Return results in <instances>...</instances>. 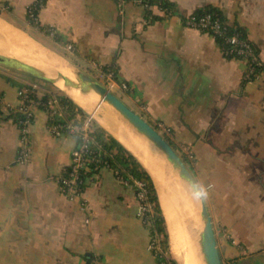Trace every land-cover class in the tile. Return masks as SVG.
Listing matches in <instances>:
<instances>
[{"label": "crops", "instance_id": "crops-1", "mask_svg": "<svg viewBox=\"0 0 264 264\" xmlns=\"http://www.w3.org/2000/svg\"><path fill=\"white\" fill-rule=\"evenodd\" d=\"M169 1L174 5L170 13L147 11L129 0H46L38 20L68 41L63 46L73 60L61 55L65 60L89 69L96 79L106 73L116 83L111 90L124 92L122 99L132 109L153 126L171 131L175 149L188 148L181 157L206 193L224 264H264V68L250 79L244 59L228 58L212 34L185 23L198 8H219L229 23L246 30L264 64V0ZM32 2L0 0L1 22L30 36L23 27L31 26L26 12ZM0 54L20 56L6 49ZM53 88L0 64V264H85L87 256L95 264H157L149 248L152 225L138 214L131 182L101 166L86 177L80 195L71 198L63 192L58 180L77 142L73 135L53 133L47 110L36 100L27 132L30 156L20 161V92L56 94ZM57 88L135 156L67 88L80 90L81 97L119 122L116 109L81 87ZM180 181L193 197L196 221L190 231L200 249V199ZM153 182L166 222L169 257L187 264L185 251L174 246Z\"/></svg>", "mask_w": 264, "mask_h": 264}, {"label": "trees", "instance_id": "trees-1", "mask_svg": "<svg viewBox=\"0 0 264 264\" xmlns=\"http://www.w3.org/2000/svg\"><path fill=\"white\" fill-rule=\"evenodd\" d=\"M46 4V0H35L30 5V10L26 12L27 22L34 28L43 32L46 36L50 37L52 41L57 44L66 45V41L60 34L56 33L53 28L45 27L40 24L38 20V15L42 7ZM159 8L167 13H170L174 9V5L169 0H161L159 3ZM209 13L212 19H219L222 25V31L220 34H215L212 31L209 32L212 34L219 47L226 54L228 58H238L244 59L242 55L237 53L239 47L238 44L231 43L229 39L233 36H236L238 40L249 42L248 35L246 30L241 27L239 24L229 23L226 15L222 10L213 6H203L198 8L193 12L192 16H195L196 19L204 16ZM189 17L185 18V21ZM252 44V43H251ZM254 53L258 56L256 48L252 45ZM248 65V77L251 79L254 76H257L258 72L264 68V64H259L260 60H252V58L244 59ZM105 69H109L105 67ZM117 80V79H116ZM32 98L39 101L40 106L44 107L49 115V125L52 128L55 125H60L61 132L69 134L66 125L72 123L78 126H82L84 122L89 118L88 114L79 107L72 99L66 96L64 93L59 90L56 94L46 93L42 96H39L35 91L30 89L29 91ZM57 100V107L61 111L60 114L51 115L53 109L48 107L47 104L50 100ZM90 141H89V153L86 158L87 169L83 170L82 177L86 178L93 174L96 170V166H108L110 169L114 170L118 176L122 179L132 182V179H136L144 184V189L146 191L147 201L152 208V214L148 213L151 221H153L154 229L157 233L160 247L162 248V253L155 255L157 261H166L170 264H177L173 259H171L168 253L169 244H168V235L166 231V222L164 215L162 213L157 191L153 182L152 177L146 168L137 160V158L130 153L120 142H118L113 136L108 134L104 128L99 126L93 119H90ZM78 148L82 144L81 135L74 134ZM171 144L170 140H168ZM172 145V144H171ZM70 167H68L63 176H67ZM84 186V185H83ZM154 231L152 232V237L156 236ZM167 254V258L164 254ZM95 258L93 256H87L85 264H95Z\"/></svg>", "mask_w": 264, "mask_h": 264}, {"label": "bare ground", "instance_id": "bare-ground-1", "mask_svg": "<svg viewBox=\"0 0 264 264\" xmlns=\"http://www.w3.org/2000/svg\"><path fill=\"white\" fill-rule=\"evenodd\" d=\"M1 21L3 20H0V50L14 51L28 61L20 60L44 70L50 78L55 79L57 73H62L75 80V71L67 60L51 49L39 45L23 31ZM10 56L21 58L14 54ZM57 86H65L64 81L62 79L57 81ZM67 89L76 101L78 100L95 118L116 134L151 174L160 194L174 246L185 251L186 263L206 264L200 252L201 248H197V242L193 239L194 237L192 238L190 231L191 226H194L196 221L193 197L182 190L179 173L171 168V164L164 153L135 128L124 123L122 119L125 122L127 120L118 111L115 110L117 113H113L119 117V122L109 117V114H103L100 110L101 107L98 108L99 105L97 106L94 102L81 97L78 94L80 90ZM94 95L100 98L96 93ZM199 245L201 247V237Z\"/></svg>", "mask_w": 264, "mask_h": 264}, {"label": "built area", "instance_id": "built-area-1", "mask_svg": "<svg viewBox=\"0 0 264 264\" xmlns=\"http://www.w3.org/2000/svg\"><path fill=\"white\" fill-rule=\"evenodd\" d=\"M121 3H125L128 0H119ZM137 5L141 6L147 11L152 9H161L159 8V3L161 0H129ZM35 2V0H33ZM32 2V3H33ZM30 6L28 7L27 11H29ZM163 11V10H162ZM186 25L196 28L203 32H213L215 34H220L222 31V25L219 19H212L209 13L205 14L204 16L196 19L195 16L190 15L189 18L185 21ZM231 43L238 44L239 47L237 49V53L242 55L244 59L252 58V60L257 61L258 56L253 51L252 44L246 41L238 40L236 36H233L229 39ZM261 64V62H259ZM115 81L110 78L108 87L112 88L115 85ZM123 87L126 85L123 84ZM33 90V89H32ZM30 89H25L20 92L21 95V104L17 109V112L20 114V124L22 129V142L23 146L20 152V161H26L30 156V147L27 141V132L30 123L32 122L33 112H32V103H34V98L29 93ZM2 102V97L0 95V103ZM39 103V101H35ZM48 107L52 108V116L55 114H60L61 111L57 107V100L52 99L47 104ZM90 118H88L82 126H78L72 123H68L66 125L67 130L70 135L80 134L82 137V144L75 148L71 155L70 161V170L67 176H62L59 178V182L62 186V190L65 194L69 197L74 198L81 194L83 185L85 183L86 178L82 177L83 170L87 169L86 161H87V154L89 153V141L90 137V127H89ZM61 126L55 125L51 129L54 134L57 136H61L63 133L61 132ZM104 166V165H103ZM106 166V165H105ZM100 166H96L95 170H98ZM108 167V166H107ZM88 170V169H87ZM134 187L137 189V198L140 202L139 206V216L143 219L148 217V213H152V208L147 201L146 191L144 189V184L136 179H132ZM150 213V214H151ZM150 250L154 255L160 254L163 251L160 248L159 239L157 236L152 237L150 242ZM167 258V255L164 254ZM157 264H170L166 261H158Z\"/></svg>", "mask_w": 264, "mask_h": 264}, {"label": "water", "instance_id": "water-1", "mask_svg": "<svg viewBox=\"0 0 264 264\" xmlns=\"http://www.w3.org/2000/svg\"><path fill=\"white\" fill-rule=\"evenodd\" d=\"M0 64L23 71L36 78L51 82L57 85V81L63 80L67 87H81L85 92H93L99 95L101 101L108 103L116 109L140 134L151 141L159 150H161L172 167L179 173V176L184 180L201 203V218L202 229L201 237V251L206 264H224L214 231L212 217L208 211L204 196H198L200 191L196 181L194 180L185 161L176 151V149L169 143L158 129L150 124L144 117L132 109L120 96H118L110 87L106 86L91 74L75 69V80L65 76L62 73H57V77L50 78L42 69L26 63L22 60L0 54Z\"/></svg>", "mask_w": 264, "mask_h": 264}, {"label": "rangeland", "instance_id": "rangeland-1", "mask_svg": "<svg viewBox=\"0 0 264 264\" xmlns=\"http://www.w3.org/2000/svg\"><path fill=\"white\" fill-rule=\"evenodd\" d=\"M2 10H3V6L1 7ZM5 9V8H4ZM27 32L30 33V36H32L33 38H35L36 40L40 41L41 43H43L44 45L48 46L50 49H52L54 52L60 54V56H65L70 62L71 60H73V55L69 52L71 50H68L67 48L65 49L63 45L59 44V46L55 45L53 43V41L50 39V38H46L47 36L44 34V33H41L40 31L34 29L32 26H28V25H25L23 27ZM39 43V42H38ZM61 56V57H62ZM64 58V57H63ZM72 67V65H70ZM74 71V67L72 68ZM76 69L77 70H84L86 72H89L91 73L92 71H90L89 69L85 68V67H82L80 68L79 66H76ZM94 72V71H93ZM107 72V71H106ZM75 73V72H74ZM92 74V73H91ZM94 75H96V73H94ZM97 79L102 82L103 84H105L106 86H108L109 84V81L107 80L106 78V73H103L102 76H97ZM41 80V79H40ZM42 82H45L48 86H51L53 89H55L56 91L59 90V88H57V86L51 82H47V81H43ZM113 91V90H112ZM116 92V94L118 96H120L121 98L125 99L126 96L124 94V92H119V91H114ZM138 109V108H137ZM136 109V110H137ZM162 126V127H161ZM160 127H156L158 129V131L160 133H162L164 135V137L167 139V140H170V137L172 135L171 131L169 129H166L163 125H161ZM177 152L180 154V156H183V155H186L188 154V148L187 147H183V146H178L177 147ZM186 153V154H185ZM187 156V155H186ZM136 190V194H137V189L135 188ZM139 201V200H138ZM139 206H140V202H139ZM150 213L149 212V216H150ZM152 214V213H151ZM141 217V216H140ZM151 217V216H150ZM150 217H147V221H148V224H151L152 225V231H155L154 229V225H153V221H151ZM157 236V233L155 234ZM158 237V236H157ZM161 246V245H160ZM150 248V246H149ZM161 248V247H160ZM162 250V248H161ZM166 254V253H165ZM167 255V254H166ZM168 256V255H167ZM169 257V256H168Z\"/></svg>", "mask_w": 264, "mask_h": 264}, {"label": "clouds", "instance_id": "clouds-1", "mask_svg": "<svg viewBox=\"0 0 264 264\" xmlns=\"http://www.w3.org/2000/svg\"><path fill=\"white\" fill-rule=\"evenodd\" d=\"M197 195H198V196H204V195H206V193L203 192V191H198V192H197Z\"/></svg>", "mask_w": 264, "mask_h": 264}]
</instances>
